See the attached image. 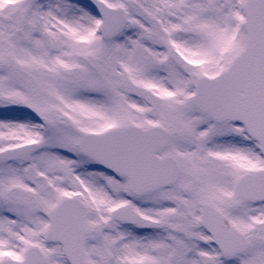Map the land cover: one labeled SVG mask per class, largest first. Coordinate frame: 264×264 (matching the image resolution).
I'll list each match as a JSON object with an SVG mask.
<instances>
[{
    "label": "snow or ice",
    "instance_id": "6c2138e0",
    "mask_svg": "<svg viewBox=\"0 0 264 264\" xmlns=\"http://www.w3.org/2000/svg\"><path fill=\"white\" fill-rule=\"evenodd\" d=\"M0 264H264V0H0Z\"/></svg>",
    "mask_w": 264,
    "mask_h": 264
}]
</instances>
